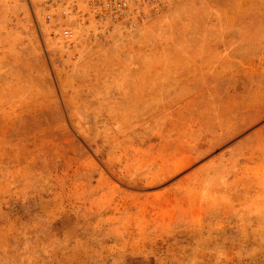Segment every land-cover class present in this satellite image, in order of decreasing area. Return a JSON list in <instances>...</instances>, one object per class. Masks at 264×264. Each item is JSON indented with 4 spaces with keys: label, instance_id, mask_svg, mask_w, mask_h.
Instances as JSON below:
<instances>
[{
    "label": "rangeland",
    "instance_id": "rangeland-1",
    "mask_svg": "<svg viewBox=\"0 0 264 264\" xmlns=\"http://www.w3.org/2000/svg\"><path fill=\"white\" fill-rule=\"evenodd\" d=\"M68 4L0 0V264H264V0Z\"/></svg>",
    "mask_w": 264,
    "mask_h": 264
},
{
    "label": "built area",
    "instance_id": "built-area-1",
    "mask_svg": "<svg viewBox=\"0 0 264 264\" xmlns=\"http://www.w3.org/2000/svg\"><path fill=\"white\" fill-rule=\"evenodd\" d=\"M165 1L166 0H75L72 2V8L83 6L87 14L100 22L103 18V13L109 14L114 19H120L125 18L129 14L130 7L134 10L143 11L142 9L147 6L159 5ZM62 35L64 37H70L71 33L64 28Z\"/></svg>",
    "mask_w": 264,
    "mask_h": 264
},
{
    "label": "bare ground",
    "instance_id": "bare-ground-1",
    "mask_svg": "<svg viewBox=\"0 0 264 264\" xmlns=\"http://www.w3.org/2000/svg\"><path fill=\"white\" fill-rule=\"evenodd\" d=\"M73 1H75V0H69V4H68V6H67V8H66V10H71V12H73L74 13V11H75V8L73 9L72 8V2ZM175 1H177V0H166L165 2H163L162 4H159V5H154V6H147L146 8H143L142 10L143 11H149V12H158V11H161V10H165V9H167L166 7H168L169 5H171V4H173V3H175ZM130 9H133L132 7H130ZM135 13H137V12H142V11H138V10H133ZM103 16L104 15H108V14H106V13H103L102 14ZM71 23L69 24V22L65 25V29H67V30H69L70 31V33H71Z\"/></svg>",
    "mask_w": 264,
    "mask_h": 264
}]
</instances>
